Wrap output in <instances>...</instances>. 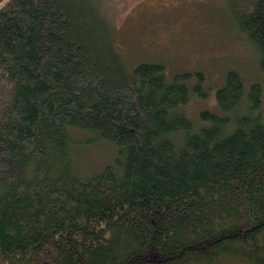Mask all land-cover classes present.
Segmentation results:
<instances>
[{
  "label": "trees",
  "instance_id": "1",
  "mask_svg": "<svg viewBox=\"0 0 264 264\" xmlns=\"http://www.w3.org/2000/svg\"><path fill=\"white\" fill-rule=\"evenodd\" d=\"M221 1L264 75V0ZM110 5L0 0V264H264L262 84L227 69L194 123L203 74L128 66Z\"/></svg>",
  "mask_w": 264,
  "mask_h": 264
},
{
  "label": "rangeland",
  "instance_id": "2",
  "mask_svg": "<svg viewBox=\"0 0 264 264\" xmlns=\"http://www.w3.org/2000/svg\"><path fill=\"white\" fill-rule=\"evenodd\" d=\"M222 4L221 0H111L109 8L114 44L128 66L160 60L168 76L191 72L186 81L190 89L198 80L196 73L203 74L205 98L191 92L187 100V112L194 123L201 110L220 113L215 91L227 69L238 70L247 84L260 81V109L264 113V75L258 68L255 49L236 30ZM89 147L78 150L79 166L84 172H96L109 162L112 149L104 144Z\"/></svg>",
  "mask_w": 264,
  "mask_h": 264
}]
</instances>
